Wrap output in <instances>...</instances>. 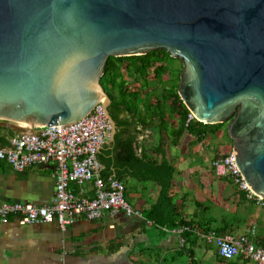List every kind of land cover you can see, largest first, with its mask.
Returning a JSON list of instances; mask_svg holds the SVG:
<instances>
[{
  "label": "water",
  "instance_id": "95a60500",
  "mask_svg": "<svg viewBox=\"0 0 264 264\" xmlns=\"http://www.w3.org/2000/svg\"><path fill=\"white\" fill-rule=\"evenodd\" d=\"M162 49L177 94L203 124L226 123L235 163L264 200V0H0V127L38 136L104 98L109 57Z\"/></svg>",
  "mask_w": 264,
  "mask_h": 264
},
{
  "label": "crops",
  "instance_id": "0c3cea01",
  "mask_svg": "<svg viewBox=\"0 0 264 264\" xmlns=\"http://www.w3.org/2000/svg\"><path fill=\"white\" fill-rule=\"evenodd\" d=\"M174 61H170L171 74ZM151 89L150 82L138 95V101L147 94L151 106L160 97V94L153 97ZM140 108L143 114L146 105ZM178 119L177 115L171 117L168 135L157 129L158 119L137 127L140 132L135 154L164 159L174 168L172 202L177 207V221L182 219L198 227L193 231L194 244L181 243L183 237L176 229L160 228L145 221L144 212L157 201L159 187L152 181L124 175L126 200L140 210L142 217L118 213L94 221L79 218L64 231L56 222L20 225L11 219L0 223V264H257L240 256L221 259L214 246L197 235L201 228L239 235L254 226L256 237H263L264 205L246 201L229 179L213 174L212 161L232 147L224 127L207 132L203 138L185 131L177 138ZM0 128L1 147L16 132L11 134L9 129ZM84 188L87 193L91 191L90 184ZM54 189L52 165L15 171L0 160V204L50 205Z\"/></svg>",
  "mask_w": 264,
  "mask_h": 264
},
{
  "label": "built area",
  "instance_id": "2783aa9c",
  "mask_svg": "<svg viewBox=\"0 0 264 264\" xmlns=\"http://www.w3.org/2000/svg\"><path fill=\"white\" fill-rule=\"evenodd\" d=\"M103 101L104 98H101L88 114L76 122L35 126L33 130L39 132L38 136L16 133L9 138L7 145L0 147V160L15 171L34 165H52L55 182L50 205L1 203L0 223L11 219L20 225L56 222L64 231L79 218L94 221L118 213L127 217H142L140 210L126 200L124 184L113 177L103 178L101 175L104 167L97 156L109 141L111 133V126L102 110ZM192 119L189 113L187 121ZM211 166L213 174L229 179L243 193L246 201L264 205V200L244 180L232 152L214 159ZM85 184L91 185L89 193L84 188ZM176 230L181 234L188 229L183 226ZM197 235L213 245L221 259L231 260L240 256L264 264V246L257 243L254 226L239 235L218 234L214 230L197 232Z\"/></svg>",
  "mask_w": 264,
  "mask_h": 264
},
{
  "label": "trees",
  "instance_id": "16d2710c",
  "mask_svg": "<svg viewBox=\"0 0 264 264\" xmlns=\"http://www.w3.org/2000/svg\"><path fill=\"white\" fill-rule=\"evenodd\" d=\"M171 60L176 59L170 58L162 49L151 50L138 56L107 59L100 83L110 99L108 113L115 122L116 131L113 141L104 145L97 157L104 166L101 172L103 178L113 177L122 182L123 176L128 175L139 181L154 182L159 187L158 198L155 204L144 212L145 221L168 230L184 226L188 229L181 233L184 243L194 244L196 236L193 231L198 227L195 228L192 222H185L182 219L177 221L178 211L171 195L174 168L164 159L159 161L144 153L140 156L135 154L136 137L140 132L137 127L149 125L153 119H158L157 129L167 133V127L172 124L171 117L177 115L179 118L177 138L184 131L203 138L207 132L214 133L223 127L226 133L224 124H203L195 119L187 121L189 111L177 94L179 70L172 76ZM128 79L133 83H129ZM151 81H155L160 89V97L150 106L149 95L144 94L139 101L138 95L148 88ZM140 105H146L143 114ZM152 106L153 109H150ZM9 133L13 132L9 130ZM112 172L115 175L112 176ZM200 231L209 230L201 228ZM257 243L264 246V236L257 237Z\"/></svg>",
  "mask_w": 264,
  "mask_h": 264
},
{
  "label": "rangeland",
  "instance_id": "374dc122",
  "mask_svg": "<svg viewBox=\"0 0 264 264\" xmlns=\"http://www.w3.org/2000/svg\"><path fill=\"white\" fill-rule=\"evenodd\" d=\"M171 61H174V60H171ZM180 66H181V68H180ZM171 68H172V76H175L178 73V70H179V73L181 72V70H182V64H180V61L179 60L174 61V62H172ZM128 81H129V83H132L133 82L131 79H128ZM179 82H180V80H179ZM154 83H155L154 81H151L152 89H151V92L150 93L152 94L153 97L156 96V95L158 96L160 94V89ZM155 87H157V88H155ZM223 124L225 125V129H226V123H223ZM224 154H227V153H223L220 156H222Z\"/></svg>",
  "mask_w": 264,
  "mask_h": 264
},
{
  "label": "flooded vegetation",
  "instance_id": "af4514ba",
  "mask_svg": "<svg viewBox=\"0 0 264 264\" xmlns=\"http://www.w3.org/2000/svg\"><path fill=\"white\" fill-rule=\"evenodd\" d=\"M227 134V133H226Z\"/></svg>",
  "mask_w": 264,
  "mask_h": 264
}]
</instances>
